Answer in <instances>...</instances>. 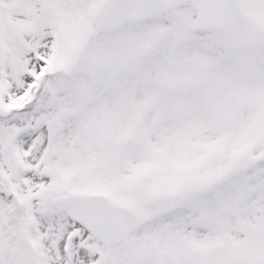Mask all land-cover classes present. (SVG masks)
<instances>
[{
	"label": "snow or ice",
	"instance_id": "1",
	"mask_svg": "<svg viewBox=\"0 0 264 264\" xmlns=\"http://www.w3.org/2000/svg\"><path fill=\"white\" fill-rule=\"evenodd\" d=\"M0 264H264V0H0Z\"/></svg>",
	"mask_w": 264,
	"mask_h": 264
}]
</instances>
